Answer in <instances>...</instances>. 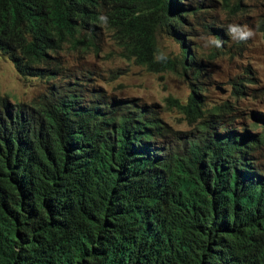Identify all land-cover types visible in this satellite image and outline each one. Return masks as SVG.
<instances>
[{
  "label": "trees",
  "instance_id": "trees-1",
  "mask_svg": "<svg viewBox=\"0 0 264 264\" xmlns=\"http://www.w3.org/2000/svg\"><path fill=\"white\" fill-rule=\"evenodd\" d=\"M207 3L0 0V55L47 84L28 104L0 97V264H264V127L237 126L228 103L201 107L189 33L226 38ZM106 41L121 60L184 78L186 101H166L192 130L131 99L76 94L58 52Z\"/></svg>",
  "mask_w": 264,
  "mask_h": 264
},
{
  "label": "rangeland",
  "instance_id": "rangeland-1",
  "mask_svg": "<svg viewBox=\"0 0 264 264\" xmlns=\"http://www.w3.org/2000/svg\"><path fill=\"white\" fill-rule=\"evenodd\" d=\"M238 7L224 8L218 1L212 6L203 8L205 20L215 22L224 27L226 39L223 46L214 54V45L205 47L208 37L201 33L198 26L193 25L189 54L193 53L201 65L202 77L195 82L202 106L208 108L214 104L228 103L234 110L233 117H241L240 123H254V131H260L264 124L255 115L248 119L250 112L264 116V40L257 26L264 20V0H231ZM247 25L255 35L247 41H236L227 32L229 24ZM160 48L173 55L179 54L178 45L166 36L158 40ZM110 42L106 41L97 53L80 54L68 51L66 47L57 54V60L68 69L67 73H76L78 83L76 94L85 100L101 97L108 100L131 99L136 104L144 105L153 112L156 118L166 123L172 131H190L193 123L166 101L173 98L184 103L189 87L181 75L172 72L149 73L144 68L130 61L121 60ZM70 83V80L68 81ZM234 83H241L242 95L233 93ZM47 84L38 79L19 78L12 65L0 55V97H5L9 105L15 103L28 104L45 91ZM70 88V85H67ZM259 162L258 158L255 159ZM264 163L263 160H260Z\"/></svg>",
  "mask_w": 264,
  "mask_h": 264
},
{
  "label": "clouds",
  "instance_id": "clouds-1",
  "mask_svg": "<svg viewBox=\"0 0 264 264\" xmlns=\"http://www.w3.org/2000/svg\"><path fill=\"white\" fill-rule=\"evenodd\" d=\"M218 1L221 3V6H222V7L227 8V9H229V8H234V9H236V8L238 7V4H237L236 2L233 3L231 0L228 1V4H227L226 7L222 5L221 0H213V3H214V4H217ZM207 4H208V3H207ZM208 5L212 6L213 4L211 3V4H208ZM206 6H207V5H206ZM204 9H205V8H204ZM104 19H106V18H105V17H101V20H104ZM206 22H207V23H213L214 27L222 28V29H223V33H224V27H218V26H216L214 21L209 22V21L206 20ZM263 25H264V20H260L259 23H258V26H257V30L260 32V35H261L262 39L264 40V37H263V32H264V31H263V32L260 31V29H261V27H262ZM227 32H228V34L232 37L233 40L241 41V42H243V41H247V40H249V39H252V38L254 37V35H255V32H254V30H253L252 28L248 27L247 25H240V24H235V23H233V24H229V25L227 26ZM224 34H225V33H224ZM201 39L206 41V43H205V45H204L205 47H207L209 44L214 45L215 47H217V49H215L216 52H217V50H219V48H220L221 46L224 45V44H223V41L219 40V39L216 38V37H213L212 35H211V36L209 35L208 37H201ZM223 39H226V38H223ZM223 39H222V40H223ZM101 47H102V46H101ZM221 48H222V47H221ZM100 50H101V48L99 47V48H96L95 52H94V50H88V51L83 52V54H90V53L97 54ZM68 51H69V50H68ZM80 54H81V53H80ZM7 61H8V60H7ZM8 62H9V61H8ZM196 62H197V61H196ZM9 63H10V62H9ZM200 66H201V65H200ZM14 71H15V70H14ZM15 73H16V72H15ZM201 73H202V72H201ZM74 74L76 75V80H74V82L78 83L77 80H79V79L77 78V74H76V73H74ZM16 75H17V74H16ZM202 75H203V73H202ZM17 76H18V75H17ZM78 84H80L81 86H83L81 83H78ZM233 85H235V87H233V89H232V90H233V93L235 94V96L242 95L243 93H242V91H241V88H242L241 83H239V82L234 83V82H233ZM235 90H238V91H239L238 94L235 92ZM110 98H111V97H110ZM232 108H233V112H234L235 108H234L233 106H232ZM254 115H255V117H257V120H258V121H261V118H264V117H258V116H262V115L255 114L253 111L250 112L249 115H248L247 117H248V119H250V117L253 118ZM239 118H241V117H235V118H234V119H235V123H236V125L238 124L237 120H238ZM261 122H262V121H261ZM249 123H250V122L240 123V125L244 124V125L248 126ZM240 125H237V126L240 127Z\"/></svg>",
  "mask_w": 264,
  "mask_h": 264
}]
</instances>
